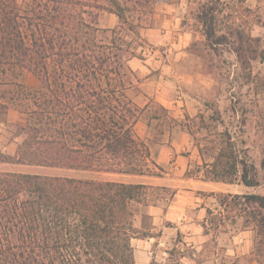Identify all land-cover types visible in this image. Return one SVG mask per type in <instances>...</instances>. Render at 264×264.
<instances>
[{
    "label": "trees",
    "instance_id": "16d2710c",
    "mask_svg": "<svg viewBox=\"0 0 264 264\" xmlns=\"http://www.w3.org/2000/svg\"><path fill=\"white\" fill-rule=\"evenodd\" d=\"M129 1L131 6L122 0H35L23 15L17 0H0V123L9 108L25 115V123L16 125L22 140L15 154L0 152V161L163 175L149 143L135 131L146 106L127 94L135 76L129 60L141 56L126 36L140 38L141 18L135 22L126 11L149 13L152 0ZM92 8L120 19L108 42L99 38L103 30ZM192 13L209 44L232 38L244 82L264 92V73L253 69L254 61H264V39L251 34L253 25L264 22L258 9L246 0H206ZM24 71L36 75L39 85L24 84ZM158 109L166 112L160 104ZM216 113L212 119L218 120ZM211 143L212 160L191 165L186 177L259 185L228 128ZM166 191L171 202L176 191L166 186L0 171V264H137L132 239L156 234L135 225L136 205H155L150 197L164 198ZM210 195L223 210L207 208L205 233L208 222H224L223 211L237 212L255 232L249 259L264 264V194ZM169 253L186 256L179 248ZM149 264L164 263L153 258Z\"/></svg>",
    "mask_w": 264,
    "mask_h": 264
},
{
    "label": "crops",
    "instance_id": "0c3cea01",
    "mask_svg": "<svg viewBox=\"0 0 264 264\" xmlns=\"http://www.w3.org/2000/svg\"><path fill=\"white\" fill-rule=\"evenodd\" d=\"M200 1L202 0H152L151 12L148 14L131 10V13L137 12L133 19L135 22L141 18L137 29L150 44L151 49L147 53L148 48L141 47V50L144 49L143 57L135 56L129 60L135 76L133 85L127 89V94L139 106H146V110L152 101L166 109L167 118L144 114L135 124L136 133L149 143L151 157L163 167L164 173L162 176H153L103 172L97 179L166 186L176 191L172 201L165 207L160 203L148 206L152 217V226L149 229L151 232L156 230V236L132 239L133 245L134 241H137L136 244L142 243L141 249H134L137 264H149L153 259L151 256L153 248L166 253L163 247L170 242H176L178 236L182 239H179L175 246L182 251L188 246L194 247L205 243L209 238L203 227L207 208L213 209L214 206L220 205L216 197L210 193H244L246 187L240 182L209 181L185 175L192 164H201L203 161L199 148L193 144V135L184 121L188 116L193 117L199 111L202 112L200 108L204 99L200 93H183L175 96L172 87L180 79L185 83L204 79L207 80L204 88L211 87L208 79L212 78L209 72L202 71V68L197 70L191 68L193 63L204 64L203 59L192 51L193 43L200 37L201 27L195 23L191 4ZM246 5L258 9L261 1L246 0ZM119 23L118 15L109 11L98 18V24L105 28H114ZM251 34L262 36L264 39V22L253 25ZM24 123L25 115L15 108H9L7 121L0 123V130L1 125L11 124L16 128V125ZM21 140L22 137L14 133L9 142L0 144V152L14 155ZM41 170L37 165L0 161V171L47 174ZM67 174L72 175V172L68 171L64 175ZM241 184L244 188H241ZM230 185H234L236 189H230ZM135 225L139 228L145 227L140 222L139 224L135 222ZM180 244L184 248L180 247Z\"/></svg>",
    "mask_w": 264,
    "mask_h": 264
},
{
    "label": "rangeland",
    "instance_id": "374dc122",
    "mask_svg": "<svg viewBox=\"0 0 264 264\" xmlns=\"http://www.w3.org/2000/svg\"><path fill=\"white\" fill-rule=\"evenodd\" d=\"M17 1L20 5L21 13L24 15L31 10L35 0ZM122 1H126L127 6H131L129 0ZM204 1L206 0H202L200 3ZM260 1L261 5L258 11L264 19V0ZM197 6H199V3H192L191 9L194 10ZM147 7L149 10L151 5ZM106 12L108 11L103 9H91L92 18L96 21L97 26L103 30L99 33V38L108 42L112 34L111 29L113 28L101 27L98 24L99 16ZM126 14L130 18L133 15L131 18L133 20L137 12L133 11L131 13V11L127 10ZM126 33V29H124L123 34ZM199 36L192 45V51L203 59L204 64L193 63L191 68L193 70L202 68V71L210 73L212 78L208 79L211 82L210 89L204 88L207 82L204 79L202 81L196 80V82L191 80L186 83L180 79L172 87L175 96L182 95L183 93H200L202 99H204L202 102L203 106L200 108L202 112L199 111L193 117L188 116L184 121L188 130L192 132L193 144L198 148L202 147V152L199 151L201 157L207 161H211L214 154L211 141L218 138V132L225 127L228 128L234 136L241 155L253 167V171L259 180V185L257 186H246L244 188V185L241 184V188H244V193L264 194V92L257 93L253 90L251 84L244 82L241 68L233 51L234 44L232 43V38L231 41L227 40V43L212 45V43L206 42L202 34H199ZM126 38L132 42L134 49L141 58L144 51V49L141 50V47L148 48L146 50L147 53L151 49L150 44L141 35L140 38H137L133 33H128ZM253 69L255 72L261 71L264 73V61H254ZM21 80L24 84L31 87L39 85L37 76L30 71H24ZM215 112L219 116L218 120L212 119ZM158 113L162 117L167 118V113L159 110L156 102H150L145 115L149 116ZM15 130V126L11 124L1 125L0 144L9 142L14 136ZM40 168L42 169L41 171L47 172L50 175H64L66 172L71 171L72 175H67L78 178L97 179L103 173L45 166H40ZM229 188L236 189L234 185H230ZM170 193L171 191H166L164 193L165 197H160V199L155 198L154 194V196L150 197L151 202L149 203L155 200L165 207ZM149 205H136L138 211L135 217V222L137 224L140 222L148 230L152 226V217L148 211ZM212 210L214 213L219 214V211H222L223 208L220 205H216ZM222 217L224 218V222L218 227L211 225L209 222L207 223L209 238L202 245L198 244L194 247L191 245L185 248L183 250L186 254L184 258L178 259L175 254L170 255L169 253L171 250L178 249L175 243L179 239H182L181 236H178L176 242H170L163 247L167 251L166 253L153 248L151 256L164 264H259L249 259L255 237L252 226H245L244 218L237 212L223 211ZM154 233H156V230H154ZM135 242L137 241H134V249H141L142 243L136 244ZM179 246L184 248L182 244ZM162 258L164 259L162 260Z\"/></svg>",
    "mask_w": 264,
    "mask_h": 264
}]
</instances>
